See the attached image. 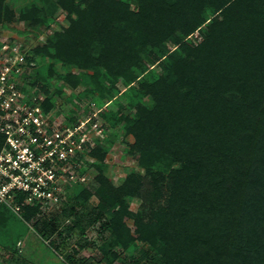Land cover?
Wrapping results in <instances>:
<instances>
[{
    "label": "trees",
    "instance_id": "trees-1",
    "mask_svg": "<svg viewBox=\"0 0 264 264\" xmlns=\"http://www.w3.org/2000/svg\"><path fill=\"white\" fill-rule=\"evenodd\" d=\"M41 2L22 8L18 20L42 33L59 9L67 11L69 26L35 47V53L50 61V75L57 73L63 80L56 92L69 81L75 84V78H91L94 86L101 76L112 84L122 77L126 93L134 91L129 97L135 117L108 119L125 121L127 134L134 137L133 142L126 140L133 157L153 180L167 179L160 189L170 194L155 210L160 229L151 222L156 215L144 221L141 214L139 230L150 235L155 246L163 241L157 247L164 254L185 233L188 258L194 264H264V0H203L200 15L186 30L187 37L208 25L198 45L174 34L177 29L185 34V0ZM176 3L182 19L172 26L166 13ZM16 16L7 0H0V22H12ZM165 35H172L178 47L163 46L166 50L156 65L147 66L141 53L150 59L148 44ZM182 50L186 55L181 57ZM164 62L165 71L157 75L154 68ZM58 64L63 69L73 65L93 69L95 74L63 75ZM143 97L153 101L152 107L142 102ZM53 99L48 96L46 109L53 106ZM3 140L0 135V148ZM155 161L169 168L170 179L164 169H152ZM138 175L131 179L139 189ZM114 219L108 217L103 228L112 227ZM71 230L69 226L67 233ZM169 230L176 240L165 239ZM64 233L60 230L59 235ZM199 244L206 247L203 252L197 250ZM55 246L65 249L66 243ZM142 252L152 261L160 258L149 249ZM70 260L75 263L73 255Z\"/></svg>",
    "mask_w": 264,
    "mask_h": 264
},
{
    "label": "rangeland",
    "instance_id": "rangeland-1",
    "mask_svg": "<svg viewBox=\"0 0 264 264\" xmlns=\"http://www.w3.org/2000/svg\"><path fill=\"white\" fill-rule=\"evenodd\" d=\"M7 2L17 16L12 22L6 20L0 22V49L4 45L22 44V48L30 58L28 66L33 69L27 78L28 87L32 91L54 98L52 107H59L57 114L61 113L70 119H88L89 136L94 140L96 150L93 154L90 152L84 156L82 165L87 166L82 171L85 173L84 180H79L68 187L67 195L60 207H50L44 212H39V209L14 212L9 207H3L2 221H0V264H166V261L168 264H194L188 258L190 250L188 251L185 246V233L178 235L177 238L174 232L169 230L165 239L177 238V241L175 245V241H172L173 248L164 254L158 248L163 241H159L157 247L150 241L152 238L149 232L150 239L139 230L138 218L141 214L144 221L156 215L155 220L151 222L158 226L157 230L160 229L159 215L155 210L158 211L160 206L168 201L170 194H165L160 189L167 185L168 180H153L146 166L139 164L133 157L130 144L126 140L133 142L134 137L127 134L125 121L108 119L109 115L123 114L131 117L136 115L135 109L130 105L129 97L134 91L129 90L126 93L128 87L122 77L112 84L111 79L101 76L94 86L91 78L84 80L75 78L72 80L76 81L75 84L69 81L63 86L62 92H56L63 80L57 73L50 75L48 66L50 61L42 54L35 53V47L45 43L48 36H52L55 31L69 26L67 11L59 9L51 18L49 27L39 33L26 22L19 21L18 16L24 7L32 4L42 5L41 0H7ZM202 3L203 0H185V34L181 33V29H177L175 35L186 37L188 24L195 15H200L199 7ZM206 4L203 6L206 7ZM173 6L170 12L166 13L172 26L176 24L177 19H182L178 16L179 3ZM207 13L209 17L210 13ZM207 31L208 25L201 30L197 28L185 38V41L198 45L204 40V32ZM159 39L155 38L148 44L147 54H150V59L143 52L141 53L143 62L147 66L156 65V61L163 55L164 49L166 50L163 46L169 49L178 47L172 35L160 36ZM185 55V50H182L180 56ZM166 64L164 62L162 66L157 65L154 68L157 75L165 71ZM60 66L61 64H58L59 71L63 75L95 74L93 69L74 65L63 69ZM34 70L39 71V74L35 76ZM46 82L48 85L45 86ZM142 102L152 107L153 101L149 98L143 97ZM74 108H77V111ZM177 165L174 163L172 166L178 167ZM151 167L156 171L164 169L169 177V168L163 162L155 161ZM134 173L141 177L139 189L132 185L134 180L131 177ZM118 198L120 201L117 203ZM112 215L115 216L113 226L103 228L102 223ZM4 223L7 225L2 226ZM69 226L73 227V230L67 233ZM60 230H65L62 236L59 235ZM5 233L9 235L8 240L4 238ZM19 241H22L21 246L18 245ZM63 241L66 243V248H56L55 245ZM205 248L203 244H199L197 250L203 252ZM147 249L154 254H160V258L157 259L156 256L152 261L148 256H143L142 251ZM70 255L74 256L75 263H71Z\"/></svg>",
    "mask_w": 264,
    "mask_h": 264
},
{
    "label": "built area",
    "instance_id": "built-area-1",
    "mask_svg": "<svg viewBox=\"0 0 264 264\" xmlns=\"http://www.w3.org/2000/svg\"><path fill=\"white\" fill-rule=\"evenodd\" d=\"M22 47L0 49V207L21 212L24 205H37L44 212L60 207L68 187L84 180V156L95 142L88 119L46 109L48 96L28 87L32 69Z\"/></svg>",
    "mask_w": 264,
    "mask_h": 264
}]
</instances>
